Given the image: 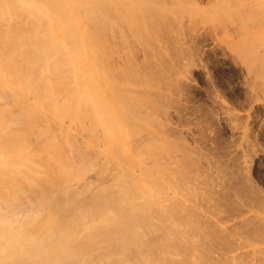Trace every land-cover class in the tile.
<instances>
[{
    "label": "bare ground",
    "instance_id": "6f19581e",
    "mask_svg": "<svg viewBox=\"0 0 264 264\" xmlns=\"http://www.w3.org/2000/svg\"><path fill=\"white\" fill-rule=\"evenodd\" d=\"M198 3L0 0V264H264V201L239 186L248 219L215 225L222 212L198 181L195 152L172 142L161 119L171 89L129 73L168 57L181 67L185 39L205 33L264 91V0ZM176 67L168 75L180 80ZM84 145L101 160L87 162ZM165 149L170 168L157 156ZM178 156L195 168L178 169ZM217 229L237 255L212 245Z\"/></svg>",
    "mask_w": 264,
    "mask_h": 264
},
{
    "label": "rangeland",
    "instance_id": "374dc122",
    "mask_svg": "<svg viewBox=\"0 0 264 264\" xmlns=\"http://www.w3.org/2000/svg\"><path fill=\"white\" fill-rule=\"evenodd\" d=\"M194 1H196V0H194ZM197 1L199 2L198 3L199 5H200V3H202V6L206 3L208 5V0H197ZM207 5H204V6L207 7ZM187 21L185 20V23L187 24L186 26H187V28L191 29L190 27H188L189 21L188 22ZM170 22H173V20L170 19L168 22V19H167V21H166V24L168 23L167 27H168V25H169V27H177V25L172 26V24L174 22L172 24ZM187 32H189V30ZM200 35L197 34L196 36H192V37H194V38H190L192 41L189 40L188 38L185 39L186 42L188 41L187 42L188 48L186 47L187 45L186 46L184 45V46L186 47V49H189L188 52L190 51L193 54L192 55L189 52L190 56L188 55L189 57H185L183 59V60L186 59L187 63H185V61L183 63L181 62V64L185 63L184 64L185 67H184V65H182L180 67V65H178L176 63V58L168 57V60L170 58L172 62L175 61L174 63H171L172 67H171V65H169L171 62L169 60L170 62L167 63L166 65H162L163 62H159V63H161V65L158 64L161 66V67L159 66V69H158V65H154V66L150 65V66H147V67H149V69L147 67L146 68L144 67L147 70H142L144 68H135V69L130 68L129 73H131V75L133 73L135 76L139 72V78L141 77V79H139V80L143 81L144 83L145 82H148V83L152 82L154 84L155 82L157 83V80H158L157 84L160 85L163 82L162 85L164 84V86L161 85V88H163V89L166 88V90H163L164 94H168L167 90L169 91L171 89L169 91V94L172 93V97L174 96L173 97L174 102L173 103L171 102L172 106L168 105V108H167L169 111L168 112L169 116H167L168 118H166L165 115H163L161 119L166 124L165 125L166 127L170 126V128H167V129H169V131L168 130L167 131L170 132V134H171L170 139L172 137V140H171L172 142H175V144H176L180 141H184L183 143H185L187 145L180 142V143H178V146L181 144L180 145L181 148L186 146V147H188L187 149L192 148L191 149V150H193V151H191L192 154H193V152H195L193 154V156L195 158L192 156L193 160L192 159L191 160L192 161L196 160V163L195 162L194 163L196 165L197 170L195 169V171H199L200 174L202 173L201 174L202 178L199 175V173L197 174L198 181L199 180H200V182L202 181V184L205 183L206 190L208 192H210L212 190V192L210 194L213 195V193H214L213 197L211 196L212 200L214 199L213 205L217 206L218 210H219V208L221 209V210H219L220 212L216 211L217 209L215 210V212L216 213L222 212L221 213L222 216H221V214H219L220 218H218V215H217V217H215V219L213 218L214 224L219 226L222 223L225 225V227H226V225H229V228H231L232 220H235L236 218H239V220H240L241 217L246 218V216L248 217L250 215V213L248 214L250 207L248 205H246V202L242 199L241 195L237 191L239 186L241 188L245 187L246 189H251L253 193L250 190H249V192L252 194L253 197H255L261 201H264V96H263L264 94L262 95V92H264V91L262 90V92H261L262 87L260 85H258L257 83H255V80H253L254 77L252 75L249 74V76H248L247 69L245 68V66H243L244 64H242L240 62V60L238 62V59L235 56L233 59L232 58L233 55H230L231 52L227 51L228 49L225 46L222 45L223 48H225V49H223V48L221 49V47H222L221 43L219 42L218 44H216L217 41H214V39H212L214 37H211V36L209 37L207 34H206L207 35L206 36L205 33H203V34L200 33ZM185 41H184V43L186 44ZM189 46H190V48H189ZM172 58L174 59V61L172 60ZM163 64H165V63H163ZM173 64H176L178 67H176V65L174 66ZM187 66H189V67H187ZM154 67H156V68L154 69ZM175 67H176V70L178 69V71H180V73L182 72L181 73L182 75H180V80H179V76H178V79L175 80L174 78H177V76L175 77V75H173L174 72H173V74H171V76H172V77L170 76L171 79L176 81L174 84V81H172L169 78V75H170L171 71L175 70ZM162 68L165 70H162ZM170 68L171 69L173 68L174 70H171ZM127 70H126V72H128ZM155 70H158V73L161 70L163 74L160 71V73H159L160 76H159V74ZM133 71H135V72L138 71V72L135 73ZM145 71H146V73H145ZM150 72H152V74ZM154 72L158 76H156L154 74ZM183 73H184V75H183ZM164 74H166V75H164ZM148 75H150V76L148 77ZM137 76H138V74L136 75V77ZM162 76L164 77V80H163ZM158 77H160V78H158ZM142 78H144V80ZM151 78L154 80H151ZM155 78H156V81H155ZM166 79H167V81H166L167 84H165L166 82L164 83V81ZM168 82H170V83L173 82V83H171V85H173V86H168V88H167L166 86L170 84V83L168 84ZM257 86H259V87H257ZM255 88H257V89H255ZM163 99H165V98H163ZM163 99H162V101H163ZM165 100H168V99H165ZM168 101H166V102H168ZM150 102H152V104L155 103V102L149 100L148 104ZM163 102H162V104L166 103V102H164V103ZM158 103H160V102H158ZM152 104H150V105H152ZM169 104H170V102H169ZM150 105H148V106H150ZM161 105L160 104L157 105V103H156L152 107L157 109V108H160ZM165 106L167 107V104ZM169 106L173 107V108H170ZM165 114H167V112H165ZM164 119L165 120L167 119V120L165 121ZM172 130H173V132H172ZM243 133H244V136H243ZM85 137L88 138V140H86V141L90 142L88 135ZM174 140H176V141H174ZM84 143H85V141H84ZM104 143L105 142H103V146H101V147H103L102 149L105 148ZM101 145H102V143H101ZM136 145H135V148H136ZM84 146H85L84 148L86 150L88 149L87 151L89 152L90 147L86 148L87 146L86 145H84ZM151 146H153V147H151ZM151 146L149 147L150 149L155 148V146L153 144ZM158 147H161V145ZM186 147H184V148H186ZM147 148H148V146H147ZM102 149H100V150H102ZM86 150L84 151L85 152L84 159L87 160V162H88V158L91 160H96V159L101 160V158H95L97 156L95 154H94L95 155L94 156L91 151L89 152L90 153L89 155L91 156L90 157L88 155V152L86 153ZM180 150H182V149H180ZM140 151H142L143 155H145L144 158L149 157L146 154L147 153L146 149L145 150L141 149ZM140 151H138V152H140ZM151 151H152V149H151ZM153 151H154V149H153ZM160 151L161 150H159V152ZM166 151L167 150L165 149L164 156H163V154H159V153L157 154V156L162 155L158 158L164 157V159L163 158L160 159L161 161L158 159L159 162H162L165 165L164 168H166V166L171 164V162L173 163V164H171V166L174 165V161H171L169 163V160L167 158H165ZM178 152H180V151H177V153ZM183 152H184V150H182V152L179 155H183L184 154ZM185 154L183 156H186ZM86 156L88 158H85ZM92 157H94L95 159ZM98 157H100V156H98ZM185 159L186 158H183V161ZM172 160H175V158ZM154 161H155V163H158L156 160H154ZM183 161L181 160V158L179 161H177L178 163L182 162V163H180L182 166H180V164H178L176 162L177 163L176 166L178 167V169L183 167V168H181L182 170L180 169L181 171H183V169L186 170L188 165H189L188 163L190 162V161L187 162V160H186L184 163ZM198 161H199V163L197 164ZM165 163H167V164H165ZM194 163L190 162V164H193V168H195ZM157 165L160 167L164 166V165L162 166L160 163ZM201 165L203 166V168L201 167ZM211 165H212V167H211ZM216 165H217V167H216ZM154 166H156V165H154ZM154 166H153V163H150V168H153ZM171 166L169 165L168 168H170ZM219 167H221V169ZM206 169H209V170H206ZM218 169H219V171H218ZM229 169H230V171H229ZM204 170H206V171H204ZM232 170L234 171V173ZM213 171H215L216 173H214ZM218 172L219 173L223 172V173L219 174ZM231 172L233 175L236 174V178H237L236 184H239V185L236 186L235 183H233L234 185L229 184L230 178L228 180V176L231 175L230 174ZM239 172L245 173V174L243 173V175H242L243 178L241 176V173H239ZM206 173H208V174H206ZM212 173H214L215 175ZM219 175H220V177H218ZM222 175H223V177H221ZM88 176L89 175H87V177L84 176V179L85 178L88 179ZM107 176H109V175H107ZM199 177H200V179H199ZM229 177H231V176H229ZM205 178L208 179L209 182H207ZM212 178H214V179H212ZM218 178H219V181L223 180V181L219 182L221 185H223L221 188H223L225 186L224 184H226L224 189H221L220 187H218V186H221L220 184H218V182L214 183V181H217L216 179H218ZM226 179L228 180V182H227L228 184L226 183ZM241 179L242 180L244 179V181H242ZM246 180L249 183L246 182ZM212 182H213V184H209ZM221 182H223L224 184H222ZM245 183L247 184V186ZM214 184H216L217 187ZM205 185L203 186L204 188H205ZM212 186H215V188ZM240 187H239V190H241ZM209 188L211 189L210 191L208 190ZM207 191H206V193L209 194ZM216 192H218V193H216ZM210 194L208 196H210ZM217 195H219V196L223 195L224 197L222 196L221 198L222 199L224 198L226 201L223 199L224 200V202H223L222 199ZM218 198H220V199H218ZM217 199H218V202L216 201ZM220 200H221V202H219ZM213 205H211L212 209L215 207V206L213 207ZM227 206L228 207L230 206V207L228 208ZM212 211H214V210H211L210 212H212ZM210 215H211V213H210ZM215 216H216V214H215ZM213 217H214V214H213ZM216 219H217V222H215ZM246 219H248V218H246ZM217 232H218V229L216 231V235H218L217 240L218 239L219 240L216 243H212V245L215 244V247H217L218 245L220 247L221 243L223 245V243L225 241L228 242L229 240L227 239L228 236L221 234V232H220V234H221V236H220L219 232L218 233ZM222 236H225V237L223 238ZM238 241H239L238 246H240V244H242V245L248 244L245 241V239H242V241H240V240H238ZM227 242H225L223 246L221 245L220 248H224L226 246L224 248L225 251L223 250V253H226V255L223 257L230 258L231 257L230 254H232V253L236 254L237 251L235 248H234L235 251H234V249L232 250L231 248H233L235 246L232 245L233 247L232 246L229 247L227 245ZM217 243H218V245H216ZM227 246L229 247V249ZM236 248H237V245H236ZM238 249H239V252H240V249L244 250L243 246L238 247L237 250ZM230 250L234 251V252H231ZM238 260H239V258H238Z\"/></svg>",
    "mask_w": 264,
    "mask_h": 264
}]
</instances>
